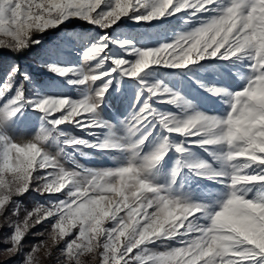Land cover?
Segmentation results:
<instances>
[{
	"label": "snow or ice",
	"instance_id": "6c2138e0",
	"mask_svg": "<svg viewBox=\"0 0 264 264\" xmlns=\"http://www.w3.org/2000/svg\"><path fill=\"white\" fill-rule=\"evenodd\" d=\"M105 3L106 0H0V48L22 51L39 43L32 39L33 32L62 23L70 16L108 28L130 13H139L133 17L137 22L183 10H190L193 16L215 14L202 26L179 33L171 43L144 50L126 49L127 55L136 57L134 61L106 55L109 38L104 36L83 56L85 65L96 60L94 67L47 65L60 76H78L69 83L86 85L89 90L97 81L102 82L93 95H85L79 101L52 97L25 100L21 85L15 96L0 106V229H11L3 240L9 247L0 250V255L6 260L16 256L23 250L22 241L30 229L52 218L49 237L53 245L63 242L60 254L65 258L64 264H82L81 257L86 254L95 255L98 264H264V194L248 198L250 189L246 187L264 184V0H110L107 8ZM128 44L124 41L120 46ZM211 57L246 60L249 68L246 86L240 91L207 88L229 98L230 111L225 117L196 112L181 119L160 113L149 102L152 97H164L158 102L174 105L183 101L157 83L146 86L149 96L131 116L128 126L137 132L154 119L169 134L198 138L190 143L224 146L226 150L215 159L230 172L214 171L205 163L184 165L209 179L226 175L230 178L228 198L214 214L204 205L162 195L148 180L146 173L164 159L170 148L174 147L177 153L186 151L183 144L170 145L165 138L137 164V150L149 132L128 146L133 155L125 166L89 170L83 182L76 179L78 173L65 170L44 149L60 125L73 124L82 130L108 127L99 119L97 110L113 73L137 78L153 65L183 69ZM109 60L112 67L104 70ZM18 71L17 66L12 67L8 82L0 88V99L11 89ZM24 79H28L26 74ZM25 103L44 113L43 119L52 116L49 123L53 128H42L32 140L16 142L2 130ZM66 143L101 150L124 147L110 140L93 143L71 135ZM250 168L258 170L257 174H249ZM179 171L178 162L173 179ZM34 183L37 186L33 190L41 195L61 193L67 188L66 198L47 205L36 203L31 211L25 210L22 219L18 218L21 205H16L13 213L17 219L5 215L12 198L23 195ZM197 213H202L210 224L197 223ZM177 237L181 246L162 253L146 247L156 240ZM44 247V242L33 245L24 253L21 264H37V253ZM47 254H52L51 249Z\"/></svg>",
	"mask_w": 264,
	"mask_h": 264
},
{
	"label": "rangeland",
	"instance_id": "374dc122",
	"mask_svg": "<svg viewBox=\"0 0 264 264\" xmlns=\"http://www.w3.org/2000/svg\"><path fill=\"white\" fill-rule=\"evenodd\" d=\"M104 7H110V0H106ZM138 14L130 13L108 28L90 23L80 17L70 16L62 23L51 26L43 31H37L42 33L47 30H52L50 35L38 39L37 41L39 43L33 44L37 48V53L32 60L23 62L22 64H17L11 60H0V88L8 82L12 67L17 66L19 68L15 79L12 81L11 89L0 99V106H3L7 100L15 96L16 90L21 85H23L25 100H35L38 97H52L69 98L79 101L85 95H93L95 89L102 85L101 81H97L92 86V89L89 90L86 85L80 86L69 83V80L78 79V76L71 74L60 76L50 71L46 66L55 65L73 68L94 67L96 60L85 65L83 56L90 47L104 36L109 38L106 55L114 58L123 57L129 61H134L136 57L127 55L126 49L135 47L144 50L171 43L179 33H187L202 26L203 22L215 13H197L193 16L190 10H183L174 15H168L153 21L137 22L133 17ZM124 41H128L129 44L121 47L120 45ZM110 67H112L111 60L105 63L104 70ZM25 74L28 76V79H24ZM248 74L249 68L246 60L237 61L234 58L222 60L219 57L205 58L183 69L153 65L137 78L113 73L108 91L104 95L103 101L97 110L99 119L105 122L108 127L82 130L73 124L66 123L60 125L58 131H53L52 137L45 142L44 149L65 170L78 173L76 179L83 182L89 170L115 169L120 166H125L132 157L133 153L128 150V146L136 143L134 138L135 132L131 131L132 133L129 137L125 135V132L130 131L128 121L131 116L139 111L143 101L149 96L145 90L146 86L158 83L162 88L167 87L171 92L176 93L182 98L183 103L178 102L174 105L171 103H159L158 100L164 97H152L149 102L160 113H171L181 119L196 112L207 116L225 117L230 111L229 98L227 96L213 94L207 91V88L215 87L235 93L246 86L247 81L245 78ZM201 85H204V87ZM186 88L196 91L198 93V99L187 96L185 92ZM44 115V113L35 109L32 104L25 103L20 112L4 126L2 132L16 142L32 140L42 128H53V125L49 123L53 117L49 116L47 119H43ZM56 115L59 114H53V116ZM139 131L143 136L150 132V135L159 137L155 148L165 138L168 139L170 145L183 144V147L186 149L184 153H177L174 147L170 148L169 151H173L182 166L191 171L193 175L202 178L204 181H212L220 187L217 192V197L214 199L187 202L155 182V166L146 175L151 184L161 190L162 195H168L171 198H176L189 204L204 205L213 214L215 211L221 209L222 202L226 201L229 195L228 182L230 178L226 175L209 179L206 176L197 175L192 168L184 165L205 163L214 171L218 172L223 169L225 172H230L231 169L224 165L222 161L215 159L216 155L222 154L226 150L223 145L201 147L192 143L193 146L199 149L198 152H195L184 142V138L187 137L175 133L169 134L154 119ZM60 133H64L65 135H60ZM68 135L93 143L110 140L124 147L122 149L101 150L82 145L71 146L66 143ZM142 162L143 158L139 163L135 161L137 164ZM257 171L254 168H250L248 173L257 174ZM36 186L34 183L32 188L23 195L13 197L12 201L8 204L5 214L15 218L13 213L16 210V205H21L22 208L26 206L20 201L26 194L28 195V204L33 208L36 203L47 205L49 201L63 200L66 198L68 192L66 188L61 193H46L41 195L40 192L33 190ZM246 187L250 189L248 198H254L257 194H264V184H251ZM214 200L217 201L214 203ZM197 215L199 216V219L196 221L197 223L210 224V220L202 213H197ZM53 222L54 220L50 218L44 223L38 224L42 225V235L39 236L34 245L44 242L46 247L41 248L37 253V264H64L65 258L60 254L64 248L63 242L53 245L49 237V233L51 232L50 224ZM10 232L11 229L6 227V230H2L1 234L5 238ZM3 240L2 243L5 245V248L9 247ZM180 246L181 242L179 237L156 240L146 245L148 249L158 253ZM49 249H51V255L47 254ZM28 251L23 249L16 256L8 260L16 259V263L21 264L24 253ZM134 251H139V249ZM81 262L82 264H93V255L86 254L82 256ZM95 264H98L97 257Z\"/></svg>",
	"mask_w": 264,
	"mask_h": 264
},
{
	"label": "trees",
	"instance_id": "16d2710c",
	"mask_svg": "<svg viewBox=\"0 0 264 264\" xmlns=\"http://www.w3.org/2000/svg\"><path fill=\"white\" fill-rule=\"evenodd\" d=\"M51 32L52 30H47L42 33L35 31L32 34V39L38 40L43 37H47L51 34ZM36 53L37 48L33 44H30L27 48L19 52H13L9 51L6 48H2L0 49V60H11L16 62L17 64H22L23 62H29L30 60H32ZM185 92L187 96L198 99V93L196 91L186 88ZM131 133V131H128L125 132V135L129 137ZM134 135L136 141L143 136L140 131L135 132ZM158 140L159 137H157L156 135L148 136V139L145 141L144 145L140 146V148L137 150L139 153L136 159L137 163H139L145 155H147L151 150L155 148ZM191 140H195V138H184V142L186 143V145L188 147H191L195 152H198L199 149L193 146L192 143H190ZM178 162L180 164V171L179 174L175 177V179H173L172 172L178 167ZM154 179L157 184L164 186L167 190H170L175 196L187 202H199L208 199H214L215 197H217V192L220 189V187L214 182L204 181L202 178L193 175L191 171L185 169L182 166L180 160L177 158V155L173 151H168L164 159L156 165V167L154 168ZM27 197L28 195L26 194L25 197L20 200L22 203H24V205H26L23 208L21 206V210L18 217L20 219L23 218L25 210H32V206H29L28 204L29 200ZM216 201L217 200H214V203ZM13 219H17V216H15V218L13 217ZM41 228L42 225L35 226L34 228L30 229L28 234L23 238L22 243L24 245L23 249L25 251L30 250L31 247L37 242V239L40 236L37 233H42ZM2 230H6V227L0 229V250L5 248V245L2 243V240L4 239L1 234ZM0 264L17 263L16 259L6 260L3 255H0Z\"/></svg>",
	"mask_w": 264,
	"mask_h": 264
},
{
	"label": "clouds",
	"instance_id": "9594fccd",
	"mask_svg": "<svg viewBox=\"0 0 264 264\" xmlns=\"http://www.w3.org/2000/svg\"><path fill=\"white\" fill-rule=\"evenodd\" d=\"M223 242H227V239L225 238V240L223 241ZM95 261H96V256L95 255H93V264H95Z\"/></svg>",
	"mask_w": 264,
	"mask_h": 264
}]
</instances>
